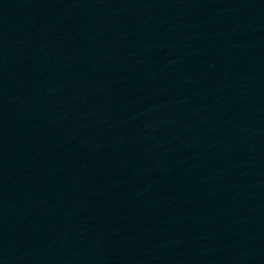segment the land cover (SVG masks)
<instances>
[{
  "label": "water",
  "instance_id": "1",
  "mask_svg": "<svg viewBox=\"0 0 264 264\" xmlns=\"http://www.w3.org/2000/svg\"><path fill=\"white\" fill-rule=\"evenodd\" d=\"M0 264H264V0H0Z\"/></svg>",
  "mask_w": 264,
  "mask_h": 264
}]
</instances>
